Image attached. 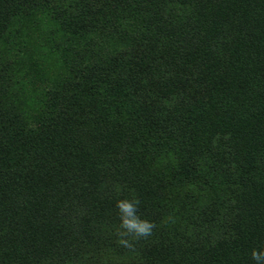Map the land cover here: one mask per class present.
I'll return each instance as SVG.
<instances>
[{
    "label": "trees",
    "instance_id": "16d2710c",
    "mask_svg": "<svg viewBox=\"0 0 264 264\" xmlns=\"http://www.w3.org/2000/svg\"><path fill=\"white\" fill-rule=\"evenodd\" d=\"M133 198L157 227L129 250L116 202ZM253 249L264 0H0V264H256Z\"/></svg>",
    "mask_w": 264,
    "mask_h": 264
},
{
    "label": "clouds",
    "instance_id": "9594fccd",
    "mask_svg": "<svg viewBox=\"0 0 264 264\" xmlns=\"http://www.w3.org/2000/svg\"><path fill=\"white\" fill-rule=\"evenodd\" d=\"M140 201L138 198L120 199L116 202L119 212L120 224L116 231L117 243L126 249L134 250L135 244L140 240H146L152 234L157 225L139 214ZM173 221L171 215L167 218ZM251 258L256 264H264V250L253 249Z\"/></svg>",
    "mask_w": 264,
    "mask_h": 264
},
{
    "label": "rangeland",
    "instance_id": "374dc122",
    "mask_svg": "<svg viewBox=\"0 0 264 264\" xmlns=\"http://www.w3.org/2000/svg\"><path fill=\"white\" fill-rule=\"evenodd\" d=\"M105 264H113V263H105Z\"/></svg>",
    "mask_w": 264,
    "mask_h": 264
}]
</instances>
